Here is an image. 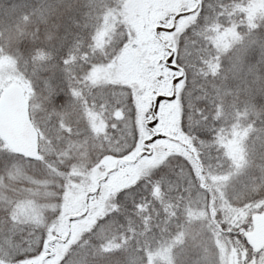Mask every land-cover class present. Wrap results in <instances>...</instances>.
<instances>
[{
	"label": "snow or ice",
	"instance_id": "snow-or-ice-1",
	"mask_svg": "<svg viewBox=\"0 0 264 264\" xmlns=\"http://www.w3.org/2000/svg\"><path fill=\"white\" fill-rule=\"evenodd\" d=\"M0 264H264V0H0Z\"/></svg>",
	"mask_w": 264,
	"mask_h": 264
}]
</instances>
